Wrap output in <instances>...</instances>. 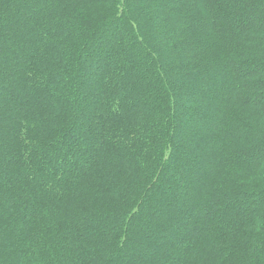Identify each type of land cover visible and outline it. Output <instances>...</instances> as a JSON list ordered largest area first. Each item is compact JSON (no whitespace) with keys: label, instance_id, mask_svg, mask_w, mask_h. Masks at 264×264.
<instances>
[{"label":"trees","instance_id":"16d2710c","mask_svg":"<svg viewBox=\"0 0 264 264\" xmlns=\"http://www.w3.org/2000/svg\"><path fill=\"white\" fill-rule=\"evenodd\" d=\"M0 264H264V0H0Z\"/></svg>","mask_w":264,"mask_h":264},{"label":"rangeland","instance_id":"374dc122","mask_svg":"<svg viewBox=\"0 0 264 264\" xmlns=\"http://www.w3.org/2000/svg\"><path fill=\"white\" fill-rule=\"evenodd\" d=\"M179 18H180V17H179L178 15H173L171 19H172V20H176V19H179Z\"/></svg>","mask_w":264,"mask_h":264}]
</instances>
